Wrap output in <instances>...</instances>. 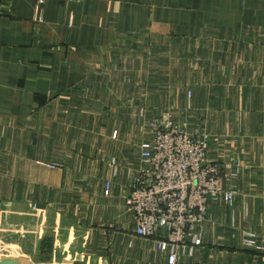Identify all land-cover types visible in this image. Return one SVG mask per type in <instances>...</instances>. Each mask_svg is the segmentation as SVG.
I'll return each mask as SVG.
<instances>
[{"label": "crops", "instance_id": "0c3cea01", "mask_svg": "<svg viewBox=\"0 0 264 264\" xmlns=\"http://www.w3.org/2000/svg\"><path fill=\"white\" fill-rule=\"evenodd\" d=\"M143 33L174 68L151 67L104 104L108 125L71 122L96 70ZM166 110L210 135L211 158L244 165L234 206L211 207L184 263L264 264L242 241L244 229L264 239V0H0V264H168L135 233L128 166L111 147L126 148L118 120H144V141Z\"/></svg>", "mask_w": 264, "mask_h": 264}, {"label": "built area", "instance_id": "2783aa9c", "mask_svg": "<svg viewBox=\"0 0 264 264\" xmlns=\"http://www.w3.org/2000/svg\"><path fill=\"white\" fill-rule=\"evenodd\" d=\"M148 126L139 163L127 170L126 211L133 217L135 233L153 240L168 264H185V257L202 244L211 207L234 206L243 160L231 155L211 158L210 135L191 132L187 120H178L168 110L151 118ZM117 134L115 130L114 137ZM112 163L116 174V157ZM112 184L107 181L106 195ZM242 241L245 247L264 250V239L253 230L244 229Z\"/></svg>", "mask_w": 264, "mask_h": 264}, {"label": "rangeland", "instance_id": "374dc122", "mask_svg": "<svg viewBox=\"0 0 264 264\" xmlns=\"http://www.w3.org/2000/svg\"><path fill=\"white\" fill-rule=\"evenodd\" d=\"M146 35V33H143L141 36L131 39L127 38L124 40L122 44L119 45L120 48L118 47L111 59L113 66H108L105 69H99L98 73L96 70L93 75V81L97 82V84H90L88 98L81 99V94H79L72 106L73 116L72 118H69L71 122L73 120H77L79 123L83 122L82 124H89L90 126L94 125L97 127H104L108 125L106 122H111L112 118L102 117L103 115L99 117L97 115L98 112H102V109L105 107L104 104L113 106V104H115L113 101H116L119 97L123 96L124 93L127 96L129 95L126 90L129 84H134L135 81L140 84L142 81L146 80L147 75L148 79H151V76L149 75L151 67L156 66L157 71L160 69L159 72L165 71L162 70L164 68H174L172 66L174 62H168L169 58H166V55L159 53L156 54V52H166V50H159L151 47L150 45L158 47L159 45L157 42L151 41ZM129 47H132V49L129 50ZM134 59H137L138 62L135 63ZM145 61L148 62L145 64ZM136 66L137 69H135ZM158 75L165 76V74ZM104 80L109 81V84H107L106 87L100 88L99 85L102 84ZM98 91H101V95L97 94ZM139 91L138 96H143L144 87H141ZM103 93H105V95L102 101ZM109 93L110 95L108 96ZM78 112L79 115L76 118L75 114ZM89 116L90 119H88ZM117 123L122 131L120 130L121 134L118 133L115 137L111 134L112 139L114 141L120 140V143L123 142V146L126 145V148L121 149L120 145L117 143L116 145L118 146L111 145L112 150L114 149V151L119 152L118 154L121 157L120 163L123 167H125V165L126 167H129V164L132 163H139L141 145L147 139L146 137V139L142 141L144 139V135H146L144 132L145 130H141L143 124V127L146 126L145 121L141 119V121L137 122V120L133 118H121Z\"/></svg>", "mask_w": 264, "mask_h": 264}]
</instances>
